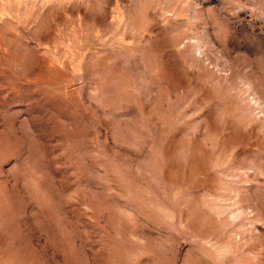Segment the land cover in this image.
Here are the masks:
<instances>
[{"label": "rangeland", "instance_id": "374dc122", "mask_svg": "<svg viewBox=\"0 0 264 264\" xmlns=\"http://www.w3.org/2000/svg\"><path fill=\"white\" fill-rule=\"evenodd\" d=\"M0 264H264V0H0Z\"/></svg>", "mask_w": 264, "mask_h": 264}]
</instances>
